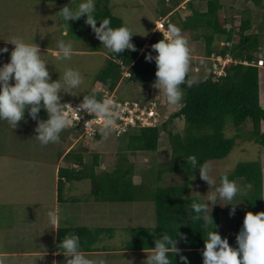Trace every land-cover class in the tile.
Segmentation results:
<instances>
[{
  "label": "rangeland",
  "instance_id": "rangeland-1",
  "mask_svg": "<svg viewBox=\"0 0 264 264\" xmlns=\"http://www.w3.org/2000/svg\"><path fill=\"white\" fill-rule=\"evenodd\" d=\"M187 1L184 0L173 11V15H178L179 19L174 16L178 21L191 14ZM220 1L223 3V8L219 11V15L222 17L234 16L231 26H234L235 29H238L242 20L250 18L251 27L246 32L258 33L260 43L259 50L253 53L254 58H264L262 6L247 0ZM80 2L81 0H56L53 2L0 0V48L7 47L9 49L8 53L0 54V65L9 61V54L14 48V45L9 41L20 37L30 43L33 39V43L39 46L43 54L42 58L49 63L47 67L52 80L59 78L62 82L63 72L66 68L78 70L84 76V83L76 90V96L62 93V104L70 101H82L83 96L92 94L98 87L97 77L109 56L90 27L72 30L71 25L74 22L69 21L70 29L68 34L64 35V22L57 12L61 7L68 4L75 8ZM97 3L98 0H96V5ZM193 5L201 10L206 8L205 1L195 0ZM167 6H170V2L167 3ZM109 8L112 14L120 18L123 25L132 31L136 40L145 43L143 51L149 49L154 52L147 41L152 33L157 31L155 21L164 16L162 12L165 5L161 0H109ZM242 9L244 10L241 12ZM166 15L170 18L169 13ZM186 31L181 30V34L187 39L190 50L188 75L193 80H203L208 76L210 68L212 69L211 57L208 59L204 57V39L200 37L199 41L193 40V33ZM61 39L71 41L73 44L74 51L71 60L62 61L57 58V45ZM222 45L224 44L222 43ZM204 60L208 63L204 64ZM215 74L219 75L218 73ZM259 79L262 82L261 91H264V67H259ZM145 90H148L150 94L149 99L158 104L157 107L161 114L160 122L167 120L169 114L177 111L182 105V100L174 105L168 103L163 88L159 85L130 83L126 79L119 82L113 91V96L117 99L134 100L141 98ZM25 120L26 122H19L14 129L6 121H0V156L7 155L10 157L9 159L14 160L7 163L0 159V173L2 172L6 177H9V183L7 181L0 182V252L4 250L32 252L52 249L55 230L54 226L49 224L48 212L56 208L60 210L59 227L100 226L112 228L113 231L110 234L101 235L102 238L99 243L106 248H120L130 240V229L154 226L155 208L152 192L155 188L180 185L186 180L189 186L187 196L203 200L206 196H201L208 192H214L215 187L220 184V177L226 171L227 174L231 173L242 162L259 161L264 198V147L253 140H249L251 130L249 121L245 123L244 128L239 133L241 137L235 140L234 146L224 158L206 162L214 169L216 177V185L210 189V186L200 179L199 172L193 176H187L179 171H163L158 178V169H165L171 162V146L166 132H161L157 150L146 152H133L129 148L126 135L116 136L110 130L101 131V137L97 143L93 139L81 137L80 133L75 135L70 131L66 134L63 131L60 134L59 143L42 145L35 138L36 122L29 118H25ZM183 127V120L181 119L174 120L169 125L172 133H181ZM130 130L133 131V129ZM235 134L236 131L228 119L225 124L224 135L230 138ZM67 149H74L77 152L86 149L85 156L89 162L92 160V155L98 153L99 163L94 168L96 173L110 171L114 163L126 158L134 164L135 170L132 179L142 186V196L129 203L105 200L93 202L89 193L90 181L83 179L71 181L72 189L69 194L71 198L65 203L56 204L54 201L55 191L53 192L55 184L52 164L57 159L58 154L66 152ZM23 157L33 161L32 164L15 162ZM232 164L234 167L229 170V165ZM54 167L56 169L59 167L72 168L75 167V164L71 159L66 160L62 155ZM4 179L6 180V178ZM234 181L239 189L236 197L232 201L218 199L217 203L219 204L213 208V211L215 208L220 209L218 215L219 223L222 226L243 219L245 213L248 212L244 197L249 192L250 187L241 178ZM77 201L79 202L77 203ZM31 207H35V217L29 215L33 212L30 211ZM25 220L27 226L18 224V222ZM28 226L30 231H28ZM22 228H25L26 232L23 243L17 240L21 237ZM145 259L146 257L142 259L138 257L135 261L145 262ZM2 261L4 260L0 258V264H6ZM17 262L18 264H32L30 259L25 258L18 259ZM41 263L49 264V260L46 261V258L43 257ZM123 264H126V261Z\"/></svg>",
  "mask_w": 264,
  "mask_h": 264
},
{
  "label": "trees",
  "instance_id": "trees-1",
  "mask_svg": "<svg viewBox=\"0 0 264 264\" xmlns=\"http://www.w3.org/2000/svg\"><path fill=\"white\" fill-rule=\"evenodd\" d=\"M53 2L56 0H37ZM165 9L163 15L170 14V23L175 24L182 31L188 30L192 34V39L202 37L204 39V57L212 55L230 57L231 61L223 67V74L218 76L210 68L208 76L204 80L195 81L189 87L187 81L192 80L187 74L186 82L180 85L183 93L181 107L169 114L167 120L154 127L135 128L129 130L126 135L129 148L135 152L155 151L161 132H166L171 146V162L165 169H158V178L163 171L185 173L193 176L198 170L192 171V167L187 163L188 157L195 155L198 161L203 164L208 160H218L224 158L234 146L235 140L240 136L245 123H251L249 140L264 147V109L259 101V67L251 62L255 59L253 53L259 50L258 33H247L251 27L250 18L241 21L238 29L226 30V18L219 15L222 9L220 0H199L205 1V10H201L193 5L195 0H188L187 6L191 14L185 19L178 21L177 14L173 11L184 0H161ZM170 2V6L167 3ZM262 6L261 18L264 23V3L262 0H253ZM95 16L98 21L104 18L111 20L113 28L123 25L122 20L114 16L109 8V0H98L95 9ZM99 26V22H97ZM124 26V25H123ZM89 27L85 23V17H81L71 25V29ZM163 39L160 32L154 31L149 37L148 45H153ZM223 41L222 47L214 46L213 42ZM132 43L137 51L125 50L119 55L109 53L104 68L97 77L98 87L90 96H95L98 100L102 95L98 89L106 87L109 92H113L120 81L126 79L130 83H151L155 84V62H147L145 54L151 52L143 49V43L132 37ZM211 67V66H210ZM124 73L128 76L125 77ZM27 117V114L25 116ZM41 120L47 119V113L42 109L39 113ZM30 119V118H29ZM183 120V130L181 133H172L169 125L174 120ZM230 120L236 134L227 138L224 135V128L227 120ZM71 129L64 132L70 133ZM75 135L79 131H74ZM101 132L93 138L98 142ZM88 142V140H86ZM86 149L75 151L70 149L65 155V159H71L75 167L58 169L57 197L61 199V192L65 183L78 180H89L91 184V195L96 201H110L129 203L136 201L143 191L142 186L133 182L134 164L126 158L113 164L110 171L96 173L94 168L99 163V154L94 153L89 162L85 156ZM60 153L59 155H61ZM230 180L241 178L250 190L245 198L248 212L255 214L264 211L263 181L262 171L259 161H248L239 163L231 173L228 174ZM189 192L188 182L183 184L157 187L152 192L155 208V224L152 227H137L130 229L131 238L126 243V250L151 251L154 247V240L162 236L163 232L169 235L182 234L186 240H180L179 247L183 250V255L188 257L189 264H202L201 252L206 238V231L203 220H194L195 213L191 205L193 201H200V198L187 196ZM219 208L212 212L214 230L218 231L222 237H227L230 246L235 247V235L242 226L243 219L227 225L219 223ZM211 227V226H209ZM154 230V232H153ZM112 228L100 227H59L56 232L55 249L58 251L59 240L67 235L76 234L80 237L82 252L91 251V246L98 240L101 234H110ZM179 239V237H176ZM174 264H180L179 257H173Z\"/></svg>",
  "mask_w": 264,
  "mask_h": 264
},
{
  "label": "clouds",
  "instance_id": "clouds-1",
  "mask_svg": "<svg viewBox=\"0 0 264 264\" xmlns=\"http://www.w3.org/2000/svg\"><path fill=\"white\" fill-rule=\"evenodd\" d=\"M95 9L96 0H81L75 8L71 4L61 7L57 13L64 22V35L70 29L69 21L75 22L85 17V23L108 53L120 56L125 50L137 51L132 43V31L123 25L113 28L109 18L98 21ZM167 27V33L162 35L163 39L151 45L156 55L148 52L144 58L147 62H155V83L163 88L168 103L174 105L182 100L180 85L186 82L189 72L190 50L181 30L170 24V21ZM9 42L14 45L9 61L0 65V121H6L14 129L19 122H26L27 114L28 118L36 122L35 138L42 145L60 142V134L73 124L70 113H74L78 119L82 118L81 112L103 117L106 132L114 126L115 106L110 99L98 100L95 96H83L82 102L76 108L68 103H61L62 93L77 95L76 90L84 83V76L80 71L66 68L62 82L59 78L52 80L47 67L49 63L42 58L43 54L39 46L33 43V39L29 43L18 37ZM57 47L59 60H71L74 51L71 41L61 39ZM8 52L7 47L0 48V54ZM253 64L257 65V61ZM194 83V80L187 81L189 87ZM42 109L47 113L46 120L39 118ZM187 163L191 165L192 171L198 170L200 179L210 189L216 185L214 169L208 163L201 164L195 155L189 156ZM231 167L234 164L229 165V170ZM238 191L237 184L229 179L226 171L220 177V184L215 187L214 192L200 195L206 198L193 201L191 205L195 213L192 219L205 222L206 238L203 239L202 264H264V211L245 213L242 226L235 235V247L230 246L227 237H222L214 230L217 226L213 222L212 211L219 204L217 200L232 201ZM232 211L234 213V208ZM48 217L50 226L58 225L59 208L49 211ZM180 240H186V237L179 233L173 236L163 232L160 238L154 240L151 254L144 261L146 264H174L173 257L178 256L180 264H189L188 257L183 255V250L178 246ZM58 246L59 253L66 257V264H94L82 252L78 235L65 236L59 240Z\"/></svg>",
  "mask_w": 264,
  "mask_h": 264
},
{
  "label": "built area",
  "instance_id": "built-area-1",
  "mask_svg": "<svg viewBox=\"0 0 264 264\" xmlns=\"http://www.w3.org/2000/svg\"><path fill=\"white\" fill-rule=\"evenodd\" d=\"M167 24H169V19L167 17L160 18L155 22V29L162 35L167 33ZM212 60V70L214 73L222 75L223 67L231 61L229 57H221L218 55L210 56ZM258 66H264L263 58H258ZM124 76H128L124 73ZM102 95V99H110L114 104L115 111V123L110 129L116 136L127 133L130 129L144 128V127H154L160 125L161 114L157 107V103L154 100L149 99L150 94L148 90L144 91V94L139 99H117L113 96V92H109L106 87H102L99 90ZM82 101H70L66 102L70 104L73 108H76ZM81 119H78L74 113H70V118L73 120V124L66 129H71L74 131H79L81 137L92 140L98 132L104 130L103 117L91 114H86L84 112L80 113ZM160 122V123H159Z\"/></svg>",
  "mask_w": 264,
  "mask_h": 264
},
{
  "label": "crops",
  "instance_id": "crops-1",
  "mask_svg": "<svg viewBox=\"0 0 264 264\" xmlns=\"http://www.w3.org/2000/svg\"><path fill=\"white\" fill-rule=\"evenodd\" d=\"M247 1L253 2V0H247ZM220 3H221L222 8H223V3L221 1H220ZM262 3H264V1H262ZM243 10L244 9H242L241 12ZM223 17H225L227 19L226 20V24L223 27L226 30L235 29L234 26H231V24L233 23L234 16L230 15L228 17H226V16H223ZM186 32H188V31H186ZM193 40L199 41L200 38L193 39ZM216 43L218 44L219 47L223 46L222 43L224 44L223 41L218 42L217 40H216ZM216 43H214V46H216L215 45ZM203 47H204V43H203ZM206 59H208V58H206ZM256 60H257V57L251 63L253 64ZM204 61H205L204 64L208 63V62H206V60H204ZM194 81H200V80H194ZM261 90H262V82L259 79V101H260L261 106H264V91H261ZM68 151L69 150L67 149V151L62 153L61 155L58 154L57 159L52 164L53 165V171H54V184H55V186L53 187V192L55 191V193H54L55 194L54 201L56 202V204L61 203V202L65 203V201H67L69 198H71L69 196V194L71 192L72 185L70 184V182H68V183L66 182L64 187H63V190L61 192V194H63V196H61V199H58V197H57V180H58V169L60 167L57 168V169L54 167L56 161L59 160L62 155L64 156ZM9 158L10 157H8L7 155L0 156V159L1 160L3 159L7 163H8V161H12L13 160V159H9ZM24 160H27V161H24ZM15 162H22V163H26V164H30L31 165L32 164L31 162H33V161H31L30 159H27L26 157H23V158L19 159L18 161L16 160ZM4 178H6V180ZM1 181H5V182L7 181L9 183V177H6L2 172L0 173V182ZM89 193L91 194V187H90ZM92 198H93V196H92ZM92 201L93 202H99V201H96L94 198L92 199ZM78 202L79 201H77V203ZM30 209H31L30 211H33V212L31 214H29V215L35 217L36 216L35 207H31ZM18 224L22 225V226H27L28 225L26 223V220L24 222L23 221L22 222H18ZM80 227H82V226H80ZM88 227H94V226H88ZM98 227H100V226H98ZM58 228H59L58 225L54 226L55 232H54V240H53L52 249L36 250V251H32V252H27L25 250H20V251L19 250H16V251L15 250H12V251L4 250V251L0 252V258L2 260H4L2 262L6 263V264H18V262H17L18 259L25 258V259H30L32 264H42L41 263V258L44 257V258H46V261L49 260V264H66V257H64L62 254H60L59 251H57L55 249V247H54V243H55V240H56V232H57ZM100 228H104V227H100ZM28 231H30V227L28 228ZM24 233H26L25 232V228L24 229L22 228L21 237L17 239L21 243L25 242ZM101 235L99 236L98 240L91 246V248H92L91 251L83 252L86 255L87 258H89L90 260H92L94 262V264H123L125 261H126V264H140V263L141 264H145L146 262H143V261L138 262V261H135V260L138 257L140 259H142V258H144V257H146V256L151 254V251L126 250L124 248V246H122L120 248H116V249H114V248L111 249V248H108V247L106 248L105 246H102L99 243L101 241V238H102ZM28 239H29V236H28ZM136 262H138V263H136Z\"/></svg>",
  "mask_w": 264,
  "mask_h": 264
},
{
  "label": "water",
  "instance_id": "water-1",
  "mask_svg": "<svg viewBox=\"0 0 264 264\" xmlns=\"http://www.w3.org/2000/svg\"><path fill=\"white\" fill-rule=\"evenodd\" d=\"M262 109H264V106H261Z\"/></svg>",
  "mask_w": 264,
  "mask_h": 264
}]
</instances>
